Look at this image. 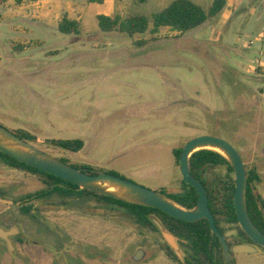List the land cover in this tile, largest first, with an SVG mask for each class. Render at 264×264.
Wrapping results in <instances>:
<instances>
[{"label":"rangeland","instance_id":"rangeland-1","mask_svg":"<svg viewBox=\"0 0 264 264\" xmlns=\"http://www.w3.org/2000/svg\"><path fill=\"white\" fill-rule=\"evenodd\" d=\"M60 1L55 21L70 14L63 2L71 0ZM77 1L90 17L81 23L88 35L63 34L55 26L40 30L31 0H7L0 7V125L15 134L28 132L34 137L30 144L53 159L90 165L157 192L180 189L173 149L199 135L218 136L258 174L254 187L264 200V21L240 33L235 20L257 8L256 0L230 2L224 8L229 23L210 19L184 34L168 28L152 34L150 24L132 36L100 31L92 17L101 6ZM171 1L114 0L111 15L150 17ZM191 1L203 8L210 2ZM53 139H81L84 145L70 152ZM224 174V167L209 168L203 179L211 187ZM45 187L41 175L0 160L6 199L17 201ZM32 205L34 218L23 216L18 203L0 202V221L19 224L31 239L35 222L48 223L52 245L22 262L0 244V264H178L165 253L158 230L138 226L119 207L90 196L55 195ZM221 226L234 245L236 227ZM54 235L64 244L54 242ZM139 249L144 256L133 261ZM231 258L235 264H264V250Z\"/></svg>","mask_w":264,"mask_h":264},{"label":"trees","instance_id":"trees-1","mask_svg":"<svg viewBox=\"0 0 264 264\" xmlns=\"http://www.w3.org/2000/svg\"><path fill=\"white\" fill-rule=\"evenodd\" d=\"M6 1L7 0H0V5ZM102 1L103 0H91V2ZM136 1L145 2L147 0ZM225 4L226 0H212L207 8H203L191 0H172L164 9L153 13L150 17L134 14L121 18L118 15L110 17L101 14L96 16V20L98 28L103 32L117 31L132 36L136 33L142 34L146 32L151 24L150 31L152 34L157 33L159 29L163 27L184 34L215 17L221 12ZM57 29L63 34H77L80 30V24L76 20L63 16L58 23ZM16 135L26 141L34 140V137L26 131H19ZM51 143L70 152H78L84 145V142L81 139H53L51 140ZM182 148L183 147L172 150L177 166H179L178 161ZM0 160L11 167L20 168L33 174H39L44 178L46 184L44 189L28 193L16 201V203L19 204V211L22 214L30 213L32 210L30 202L35 199L51 197L54 195L61 198H80L82 196H90L103 201L107 205L119 207L123 212L131 216L135 223L140 227L151 228L152 230L157 231L154 224L150 221L149 216L155 215L158 217L163 225L178 238V242L183 247L185 253V264H226L220 241L217 236L210 231L208 221L204 218L195 222L183 221L156 208L123 201L107 195L97 194L87 189L79 188L73 183L23 164L2 152H0ZM60 160L67 163L63 159ZM188 162L193 176L200 180L206 187L208 193V206L214 216L216 227L220 233L226 239L225 230L221 226V223L224 222L230 226L236 227L237 233L235 235V243L249 242L248 236L238 225V219L235 213L233 202L235 190L234 171L229 161L216 151L200 149L191 154ZM69 165L89 174L96 173L90 165ZM214 167H224L225 174L223 178L218 179V182L214 186L212 185L210 187V185L203 179V174L209 168ZM245 170L246 208L254 224L264 233V200L260 194L255 191L254 187L255 183L259 181V176L254 170H248L246 168ZM159 193L186 210L193 209L198 200V195L194 187L186 184L182 177L180 180V189L177 192H167L162 188ZM0 195L2 196V194ZM164 246L167 256L178 264H183L177 259L166 243H164ZM231 263L235 264L233 258H231Z\"/></svg>","mask_w":264,"mask_h":264},{"label":"water","instance_id":"water-1","mask_svg":"<svg viewBox=\"0 0 264 264\" xmlns=\"http://www.w3.org/2000/svg\"><path fill=\"white\" fill-rule=\"evenodd\" d=\"M0 135L6 139L12 140L17 145L27 148L28 150L21 151L12 149L5 146L0 141V152L30 167L36 168L40 171L73 183L79 188L87 189L97 194L107 195L123 201L156 208L174 218L187 222H195L203 218L206 219L208 221L210 231L215 234L220 241L226 263L232 264L230 259L231 253H255L257 252V248L254 245L247 243H238L229 246L225 237L216 227L214 216L208 206V193L206 187L200 180L193 176L188 162V159L192 153L200 149H205L201 148L202 146L211 145L220 148L225 153V155H222L229 161L234 171L235 190L233 195V202L235 213L238 219V225L252 242L264 248V233L254 224L246 208V170L244 167V163L238 150L231 143L221 137L208 134L199 135L189 139L183 145L178 161L180 175L186 184L194 187L198 195L196 206L191 210H186L169 200L161 193L145 188L132 181L102 171H96L95 174H89L60 160L53 159L37 150L30 144L29 141L19 138L15 133L11 132L2 125H0ZM96 181H110L116 183L126 188L127 191L135 197V200L130 201L119 198L114 194L106 192L105 190L92 185V183ZM0 202L6 204L13 203L11 200L2 197H0ZM149 219L154 224L156 229L160 232L164 241L172 250L177 259L181 263L185 264V259L179 247L178 238L172 232H170L163 225L162 221L155 215H150ZM18 232L19 228L17 226L10 229L0 227V239H2L6 243V246L10 252L14 250V245L11 237L18 234ZM143 256V250L139 249L133 256V261H139L143 258Z\"/></svg>","mask_w":264,"mask_h":264},{"label":"crops","instance_id":"crops-1","mask_svg":"<svg viewBox=\"0 0 264 264\" xmlns=\"http://www.w3.org/2000/svg\"><path fill=\"white\" fill-rule=\"evenodd\" d=\"M61 2L62 1H60V0H31V5L34 7L33 12H39V14H40V19L38 22H36L35 26L38 27L40 30L42 29V30H46V31L48 28H52L53 26H55L56 30L58 31L57 26H58V23L60 22L61 19L55 21L53 18H54V13H55L56 9L58 8V6H61V4H62ZM211 2H212V0H210L207 7L211 4ZM230 2H237V0H226V4L223 7V9L221 10V12H219V14H217L215 17H213L211 19H218V22H223V23H224L223 19H225L226 22L229 23L230 19H229L228 15L227 16L224 15V8L226 6H228L230 4ZM242 2H244V1L242 0ZM253 2H254V0H253ZM90 3H98L101 6L97 10L96 14L92 17L94 19V22L96 20L97 15L103 14V15L110 16V17L114 16V15L113 16L111 15L113 13V9H114V0H103L102 2H91V0H90ZM4 4H6V2L1 4L0 7H2ZM63 4H64L63 7L70 14H72L73 12L79 14L80 12L83 11L84 16H81V17H75V16L70 15V14L65 15V16L68 17L69 19L76 20L77 22H79L80 30L75 35H78V36H80V34L88 35L89 31L83 30L82 25H81V23H84L85 19L90 18V17L86 16L85 9L81 10L80 3L77 0H71L70 2L64 1ZM253 5H256L257 8H255V6L250 7L249 9H247L245 14H241L239 17H237V19H235V20H238V22L240 21V24H238V25H240V33L242 30H245L246 28H249L250 26H254L255 24H257V22L264 21V0H256ZM207 7H204V8H207ZM1 19H2V17L0 18V20ZM96 22H97V20H96ZM204 24H202V25H204ZM199 27H197V28H199ZM163 28H166V27H163ZM161 29L162 28H160L159 31ZM174 32H176V31H174ZM176 33H178V32H176ZM236 33H239V30H237ZM228 37L231 38L232 36L229 35V36H227V38ZM263 37H264V33L261 32L259 34V38H263ZM262 62H264V60ZM175 192H177V191H175ZM0 250H1L0 252L3 253L2 249H0ZM13 251H15V246H14ZM19 258H21L22 262L23 261L25 262L26 260H33V258H31V257L27 258L25 255L23 256L22 254L19 255Z\"/></svg>","mask_w":264,"mask_h":264},{"label":"flooded vegetation","instance_id":"flooded-vegetation-1","mask_svg":"<svg viewBox=\"0 0 264 264\" xmlns=\"http://www.w3.org/2000/svg\"><path fill=\"white\" fill-rule=\"evenodd\" d=\"M7 165V164H6ZM15 168V167H14ZM96 171V170H95ZM0 194H2V196L0 195V197H2V198H5L6 199V197H5V195L3 194V193H1L0 192ZM22 198V197H21ZM21 198H19V199H21ZM48 198H50V197H44V198H39V199H35L34 201H36V202H40V201H42V200H45V199H48ZM18 199V200H19ZM13 203H16V201H12ZM32 202L33 201H31L30 202V204L32 205ZM12 203V204H13ZM108 206H110V205H108ZM110 207H113V206H110ZM21 213V212H20ZM22 214V213H21ZM23 216H29V217H31V218H34V216L35 215H33V205H32V210L30 211V213L29 214H22ZM7 218V216L5 217H3V219H6ZM2 219V220H3ZM15 226H17L18 228H19V232H18V234H16V235H14V236H12L11 237V239H12V242H13V244H14V246H15V251H14V253L15 254H22L23 256L25 255L27 258H33V259H37L38 257H37V255H38V252H42V253H47V251H48V246L49 245H52V243H51V240H52V238L49 236V235H47L46 233H47V231L46 230H48V228H50V227H47V226H50L48 223H42L41 221L40 222H35L34 224H33V230H34V234H35V238L34 239H31V238H29L24 232H23V230H22V228H21V226L19 225V224H17V223H15V224H13V225H11V226H9V225H7L5 222H3V221H0V227H2V228H5V229H10V228H13V227H15ZM44 228H43V227ZM249 238V237H248ZM53 241L54 242H57V241H59L58 239V237L57 236H55L54 235V237H53ZM63 239H61L60 238V243L63 245L64 243H63ZM0 244H2L5 248H6V250H7V252L8 253H11L9 250H8V248H7V246H6V243L2 240V239H0ZM229 244V243H228ZM234 244H238V243H234ZM247 244H252V245H254L256 248H257V252H258V249L260 248V249H262V250H264V248L263 247H261V246H259V245H257L256 243H254V242H252L250 239H249V242H247ZM48 245V246H47ZM229 246H230V244H229ZM54 247V246H53ZM35 251V252H34ZM13 253V254H14ZM24 253V254H23ZM30 253V254H29ZM56 253V252H55ZM14 254V255H15ZM232 254V253H231ZM53 257V256H52ZM59 257V256H58ZM58 257H55V258H58ZM56 260V259H55ZM57 262V261H56ZM65 262V264H79L78 262H73V261H64Z\"/></svg>","mask_w":264,"mask_h":264},{"label":"bare ground","instance_id":"bare-ground-1","mask_svg":"<svg viewBox=\"0 0 264 264\" xmlns=\"http://www.w3.org/2000/svg\"><path fill=\"white\" fill-rule=\"evenodd\" d=\"M0 141L2 144H4L5 146L12 148V149H17V150H21V151H28L27 148L17 145L16 143H14L12 140L10 139H6L3 136L0 135ZM200 148V147H199ZM201 148H205V149H211L214 151H217L221 154H224V151L221 150L220 148L211 146V145H205L202 146ZM198 149V148H197ZM92 185L97 186L103 190H105L106 192H109L111 194H114L115 196L125 199V200H130V201H134L135 197L133 195H131L126 188L110 182V181H96L94 183H92Z\"/></svg>","mask_w":264,"mask_h":264}]
</instances>
